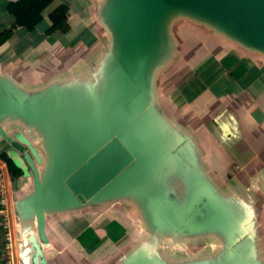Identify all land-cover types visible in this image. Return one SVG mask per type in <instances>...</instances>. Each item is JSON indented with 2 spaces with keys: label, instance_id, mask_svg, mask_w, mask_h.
I'll return each mask as SVG.
<instances>
[{
  "label": "crops",
  "instance_id": "crops-1",
  "mask_svg": "<svg viewBox=\"0 0 264 264\" xmlns=\"http://www.w3.org/2000/svg\"><path fill=\"white\" fill-rule=\"evenodd\" d=\"M15 1L0 0V34L15 27L0 49V91L30 103L52 89L76 88L97 91L90 98L99 102L113 61L114 34L102 17L106 0H57L33 31L17 26L8 12ZM62 4L69 7L70 29L49 33V16ZM166 29L168 56L152 68L149 85L150 107L167 132L154 184L178 202L186 178L207 182L239 221L238 231L228 230L234 254L225 248L224 231H172L138 197L120 196L81 205L45 203L47 243L41 245L47 264H242L244 257L243 264H264V51L184 15L170 16ZM48 127L40 130L0 110V154L22 171L15 176L8 168L15 264H35L29 237L40 239L34 174L17 145L45 175ZM5 244L0 226V264Z\"/></svg>",
  "mask_w": 264,
  "mask_h": 264
},
{
  "label": "water",
  "instance_id": "water-1",
  "mask_svg": "<svg viewBox=\"0 0 264 264\" xmlns=\"http://www.w3.org/2000/svg\"><path fill=\"white\" fill-rule=\"evenodd\" d=\"M174 15L212 23L264 51V0H106L102 17L114 34L113 61L99 88V102L90 98L97 91L76 88L52 89L30 103L0 91V110L24 117L40 130L49 126L44 134L50 154L45 175L17 145L34 174L40 239L32 235L29 243L35 264H47L41 245L47 243L45 203L81 205L120 196L138 197L162 227L166 222L172 231H224L225 248L234 254L229 231H238L239 221L207 182L198 175L186 178L184 197L178 202L160 194L154 184L167 132L161 131L150 107V76L168 56L166 22Z\"/></svg>",
  "mask_w": 264,
  "mask_h": 264
},
{
  "label": "trees",
  "instance_id": "trees-1",
  "mask_svg": "<svg viewBox=\"0 0 264 264\" xmlns=\"http://www.w3.org/2000/svg\"><path fill=\"white\" fill-rule=\"evenodd\" d=\"M57 0H17L8 4V12L15 18L17 26L33 31L44 19L47 9L51 8ZM69 7L65 4L58 6L49 16L51 26L49 33L68 32L70 29L68 19ZM15 28V27H14ZM14 28L5 30L0 34V49L10 40ZM1 159L7 163L9 171L18 175L22 171L4 153L0 154Z\"/></svg>",
  "mask_w": 264,
  "mask_h": 264
},
{
  "label": "built area",
  "instance_id": "built-area-1",
  "mask_svg": "<svg viewBox=\"0 0 264 264\" xmlns=\"http://www.w3.org/2000/svg\"><path fill=\"white\" fill-rule=\"evenodd\" d=\"M8 166L0 157V226L6 235L4 252L5 264H15L13 244L11 238L10 219L8 214L9 193H8Z\"/></svg>",
  "mask_w": 264,
  "mask_h": 264
},
{
  "label": "rangeland",
  "instance_id": "rangeland-1",
  "mask_svg": "<svg viewBox=\"0 0 264 264\" xmlns=\"http://www.w3.org/2000/svg\"><path fill=\"white\" fill-rule=\"evenodd\" d=\"M191 34V32H188V35H190ZM190 37V36H189ZM262 206H264V205H262ZM135 223L137 224L138 223V218L136 217L135 218ZM139 223H140V227H141V222H140V220H139ZM262 223V222H261ZM263 223H264V220H263ZM262 223V225H263V227H264V224ZM139 225V224H138ZM263 227L261 228V230L263 229ZM262 240H264V229H263V238H262Z\"/></svg>",
  "mask_w": 264,
  "mask_h": 264
}]
</instances>
